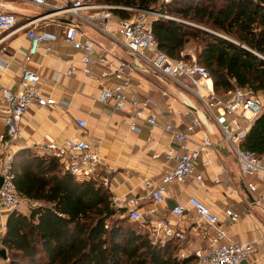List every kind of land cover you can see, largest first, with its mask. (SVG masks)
<instances>
[{"label":"built area","instance_id":"2783aa9c","mask_svg":"<svg viewBox=\"0 0 264 264\" xmlns=\"http://www.w3.org/2000/svg\"><path fill=\"white\" fill-rule=\"evenodd\" d=\"M43 9L39 17L25 21L19 27L15 14L9 7L0 6V34L25 29L28 40L23 63L43 53L51 54L49 46L42 47L52 37L38 32L34 25L51 20L62 24V38L73 50L80 52V72L84 76L98 69V95L95 102L109 108L110 112H123L127 115L130 132L139 133V124L149 127V132L159 128L166 136L165 148L161 152L164 168L157 180L143 179L139 196L111 197V206L123 211L128 221L145 229L151 245L163 246L169 241L178 243L175 257H193L194 264H241L253 252L256 242L239 243L227 237V227L240 220L232 206L222 210L223 221L195 197H188L184 204L175 203L167 218L156 217V211L165 208V193L171 185H183L193 180L200 185L208 181L213 187H223L232 191L221 176L227 171L218 166L217 175L207 178L205 169L214 162L215 151L228 152L234 160L239 178L244 181L249 194L256 193V184L249 181L258 174L264 175V156L255 157L240 148L253 121L263 110L262 92L250 89H235L225 98L215 95L209 73L199 66L193 58L186 60L169 59L157 50L151 32V23L157 19L174 20L155 10H140L128 7H113L93 4L89 0H14ZM163 3L169 0H161ZM120 9L129 13L128 18H119L111 13ZM69 21L83 23L103 35L110 43V49L93 44L84 38L73 23H62L61 17ZM115 23V29H108V22ZM177 21V20H176ZM117 51L123 57L115 55ZM94 54V56H93ZM68 64L67 60L63 61ZM68 66L66 76L74 73ZM19 89L11 92L0 86V119L5 128L0 137V221L4 214L25 205L28 209L35 202L21 199L17 195L11 172V160L15 153L14 144L20 139L17 125L26 110L31 106L41 109L68 107L64 100L55 101L41 91L42 77L19 68ZM145 75L159 80L155 85L146 84L145 96L138 97V87L132 84V75ZM184 93L192 97L188 99ZM214 125L217 136L210 127ZM79 129L86 124L76 120ZM204 127L207 131L198 142L192 141L196 131ZM97 140L88 135L80 139H69L63 143L41 141L37 146L44 154H49L60 163L64 172L77 181L93 180L107 188V179L99 176L102 165L98 156ZM194 145L188 148V145ZM42 153V154H43ZM41 154V155H42ZM157 156L152 155L155 159ZM147 202L148 207L141 212L140 205ZM148 216L147 221L144 216ZM189 222L184 225V220ZM1 226V222H0ZM191 232L189 241L186 232ZM6 260L1 262L5 264Z\"/></svg>","mask_w":264,"mask_h":264},{"label":"trees","instance_id":"16d2710c","mask_svg":"<svg viewBox=\"0 0 264 264\" xmlns=\"http://www.w3.org/2000/svg\"><path fill=\"white\" fill-rule=\"evenodd\" d=\"M89 1L173 18L152 21L157 50L173 60L193 56L209 73L218 97L243 88L264 92V0ZM111 13L130 16L120 9ZM176 20L213 29L235 44ZM189 41L196 45L192 56L182 53ZM240 148L264 156V106ZM11 172L17 195L37 205L26 214L13 209L6 215L0 250L8 264H194L193 257H175L179 245L174 241L151 245L145 229L112 208L107 188L75 180L51 155L18 150Z\"/></svg>","mask_w":264,"mask_h":264},{"label":"crops","instance_id":"0c3cea01","mask_svg":"<svg viewBox=\"0 0 264 264\" xmlns=\"http://www.w3.org/2000/svg\"><path fill=\"white\" fill-rule=\"evenodd\" d=\"M14 4L23 6L25 3L0 0V6L9 7L17 19L16 10L22 11V9L15 8ZM34 18L36 17L24 20ZM61 21L65 24L73 23L84 38L93 44L110 49V43L103 35L105 41L91 34L90 29L94 30L93 28L72 19ZM46 22L36 23L34 29L52 37L42 45V47L49 46L52 52L48 55L39 53L28 63H23L28 47L25 29L0 34V86L11 92L18 91L19 68L22 67L42 77L43 95L50 96L55 101L64 100L68 102V107L56 106L48 109L29 107L17 125L20 139L15 142L14 151L31 149L41 155L43 151L37 146V143L41 141L60 144L69 139H80L88 135L90 139L99 141L98 156L102 163L99 174L107 179V190L111 197L142 195L143 179L157 180L164 168L161 152L167 141L165 134L159 128H154L149 132V127L143 123L139 124V133L134 134L129 130V121L125 113L110 112L108 107L97 104L95 99L99 93L98 69H93L88 76L82 75L79 70L80 52L73 50L71 45L63 40L62 24L51 20ZM19 26L17 19L16 27ZM107 27L113 30L115 23L110 21ZM115 55L123 57L121 51H117ZM64 60L69 63L64 64ZM68 66L75 68L70 76L65 75ZM148 82L161 85L157 81H152L148 76L132 75V84L138 87L139 98L145 96ZM261 97L264 100V92L261 93ZM76 120L83 121L86 124L85 129L77 128ZM210 129L213 131L210 135L213 140L217 136L216 128L212 124ZM4 132L5 128L0 119V137L4 135ZM206 133V129L202 127L192 136V141L198 142ZM193 146L189 144L188 148H193ZM152 155L157 157L153 159ZM213 159L211 167L205 169L206 177L216 176L218 166H222L226 169L227 175L221 176V179L226 184H230L233 190L225 191L221 186L213 187L206 179L202 185L193 180L183 185H171L165 193V201L168 205L166 204L165 208L160 207L156 211V217L167 218L168 206H171V203L184 204L185 200L192 196L207 207L222 223V210L231 205L232 210L239 214L240 220L227 227L228 239L239 243L258 241L261 236H264V175L258 174L248 179L255 182L257 187L255 194H249L244 181L239 178L233 157L228 152L215 151ZM20 206L23 212L18 208L15 210L26 214L28 208L25 205ZM147 207V202L141 204V212H144ZM6 215L4 214L0 221V235L3 233ZM148 218L144 216L146 221ZM183 222L186 227L189 219L186 218ZM186 236L189 241L193 239L189 231L186 232ZM241 264H264V242H256L253 252Z\"/></svg>","mask_w":264,"mask_h":264},{"label":"rangeland","instance_id":"374dc122","mask_svg":"<svg viewBox=\"0 0 264 264\" xmlns=\"http://www.w3.org/2000/svg\"><path fill=\"white\" fill-rule=\"evenodd\" d=\"M15 3V2H14ZM20 4H18V5H15L14 4V7L15 8H17V9H19V8H21L22 9V11H19V10H16V14L18 15V17H17V19H18V24L19 25H21V24H23V23H25V18H30V17H39L42 13H44V11H43V9H41V8H38V7H34V6H32V5H29V4H23V6L21 5V6H19ZM65 18H67V17H65V16H63V17H61V18H59V19H65ZM173 19V18H172ZM177 19V18H176ZM178 22H181V23H184L185 25H188V26H191V27H198L199 29H203V30H206V31H208V32H211V33H213V34H215V35H218V36H220V37H223V38H225L224 36H222V35H220V33H218L217 31H215V30H213V29H210V28H206V27H202V26H199V25H195L194 23H191V22H187V21H179L178 20ZM46 23H48V21L46 22ZM42 25V24H41ZM90 32H91V34H93L94 36H96L98 39H100V40H103V41H105V38L100 34V33H98V32H95L94 30H91L90 29ZM92 35V36H93ZM226 39H228V38H226ZM229 40V39H228ZM195 49H196V45L192 42V41H189V43H187L186 45H185V47H184V50H183V54L184 55H189V56H192V54L194 53V51H195ZM192 58H194L193 56H192ZM151 80L152 81H157V82H159V80H157V79H154V78H151ZM162 86L164 85V84H161ZM165 86V85H164ZM185 94V96L188 98V99H190L191 101L193 100L192 99V97L190 96V95H188L187 93H184ZM18 210L19 211H21V212H23V209H22V207L19 205L18 207ZM136 228V230H142V229H140L139 227H138V225H135V224H133ZM1 262H3L2 260H0V264H1ZM5 264H8V261L6 260V263Z\"/></svg>","mask_w":264,"mask_h":264},{"label":"water","instance_id":"95a60500","mask_svg":"<svg viewBox=\"0 0 264 264\" xmlns=\"http://www.w3.org/2000/svg\"><path fill=\"white\" fill-rule=\"evenodd\" d=\"M64 22H67V21H64ZM177 22H178V21H177ZM200 30H203V29H200ZM203 31H205V32H207V33H210L211 35H214V36L220 37V36L215 35V34H213V33H211V32H208V31H206V30H203ZM221 38H223V37H221ZM224 39H225V38H224ZM225 40L228 41V42H231V43L235 44L234 42H232V41H230V40H228V39H225ZM0 183H1V180H0ZM166 204L168 205V202H166ZM173 206H174V204L171 203V206H168V207H169V210H171V209L173 208ZM0 260H2V261H5V260H6L5 252H4L3 249L0 250Z\"/></svg>","mask_w":264,"mask_h":264}]
</instances>
